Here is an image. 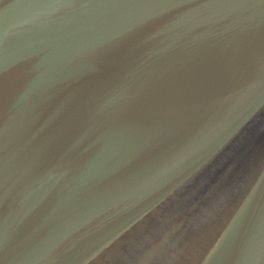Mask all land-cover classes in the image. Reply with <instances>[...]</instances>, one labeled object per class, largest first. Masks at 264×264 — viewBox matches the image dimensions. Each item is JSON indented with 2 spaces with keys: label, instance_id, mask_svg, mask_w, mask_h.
<instances>
[{
  "label": "water",
  "instance_id": "water-1",
  "mask_svg": "<svg viewBox=\"0 0 264 264\" xmlns=\"http://www.w3.org/2000/svg\"><path fill=\"white\" fill-rule=\"evenodd\" d=\"M0 264H264V0H0Z\"/></svg>",
  "mask_w": 264,
  "mask_h": 264
}]
</instances>
